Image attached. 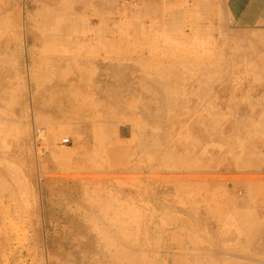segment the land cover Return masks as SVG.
Here are the masks:
<instances>
[{"label":"rangeland","instance_id":"374dc122","mask_svg":"<svg viewBox=\"0 0 264 264\" xmlns=\"http://www.w3.org/2000/svg\"><path fill=\"white\" fill-rule=\"evenodd\" d=\"M43 1L0 0V5L1 3H5L4 7L9 9L8 11L15 13L18 27L15 33L17 35L16 44L11 50H8L7 45L3 42L1 43V46L12 55L14 60L9 68L4 71L0 70V84L4 85L3 87L0 85L2 87H0V191L2 190L5 197L6 194L9 196L6 197V200L2 196V192H0V239H4L0 241V264L1 261L3 262L2 264H35L36 262L37 264H85V262L86 264H95L96 262L99 264H107V262L108 264H168L167 255L162 254V245L165 243V234L167 232L182 229L186 233L188 230L210 227V224L213 231L219 230L226 234V243L231 246V264H263L264 257L261 255L264 254V246L262 245L264 243V228L263 232L261 231L262 234L256 236L257 242L255 243L250 242V239L253 237L252 233L245 232L243 229L245 227L248 229L253 225L259 226L264 224V211L262 210V208L264 209V206L262 207L264 205V157L260 154V147L258 146L260 143L264 144V30L241 27L234 19L233 12H224L222 10L224 6L220 3L221 0H217L218 2L216 0H153L154 2L152 0H141L137 7L127 6L118 0ZM210 1L216 2L215 5L209 4ZM22 6L25 11L22 9ZM45 6L50 9H45ZM210 6L218 8L220 12H216L217 16H212V10H205L206 8H210ZM66 14L82 20L103 21L111 19V26L118 33L116 34L119 41L117 55L118 60L121 62L120 64H123L124 67L122 70L124 74L123 78L129 81H132V79L138 80L137 86H133L134 89H142L143 83H146V81L157 79L162 82V102L165 103H162V131L166 127L167 129L171 128V125H173L172 127L175 126L173 121H170L172 117L174 120L178 119L180 125L179 123L177 124L180 130L185 128L184 131L191 133L184 139L173 137L175 139H173L174 142L167 135V138L165 137L162 140L161 145L158 142L159 138L153 132L154 140L150 139L145 149L142 150L143 153L139 155L140 161L138 162L140 166L135 165L134 173L136 174L132 173L133 176L130 173L122 176L120 173V175H117L116 163H113L108 157L105 158L104 156L94 154L96 152L97 141L94 138L96 136L94 132L92 136L91 127L94 131L95 127L93 120L84 114L78 115L76 122L73 123L74 126L81 129V139L80 136L76 140L71 139L72 144L70 145L62 143V139H69V136L66 135L67 133L52 136L50 140L36 137L38 129L48 132L47 124L53 117L58 115L60 118H65V116L75 113L71 109V105L69 107L65 106L66 103L64 101L67 96L70 100H73L75 95H77V105L79 106L87 102L88 96H90L92 100L96 101L95 104L98 103L97 105L100 106V93L91 90V88L93 89V85H95L94 80L98 79V76H96L100 68L98 65H102V63L111 58L110 50H107L103 44L90 42V40L81 42L58 40L44 42L42 45H39L40 43L32 44L26 42L27 37L30 36L28 32L34 33L38 38H41L46 33H51L52 36L55 35V33H52L53 30L46 24L45 19L51 20L56 24L60 22L64 24V21L70 20L68 18L63 19ZM68 29L71 31V26ZM63 34L65 35L66 33ZM8 35L11 37L14 35V32H10ZM251 40H254L255 43ZM225 45L228 46L226 47ZM219 49L221 50L219 51ZM248 50L251 52H248ZM249 53L254 59L251 58ZM60 55L63 56L60 57ZM227 55L229 56L227 57ZM1 56L3 55H0V58ZM233 56L234 58L231 61L230 57ZM222 57L224 58L222 59ZM60 60L63 63H60ZM214 60L218 63L213 62ZM238 62L242 64L239 65ZM18 63L20 66L19 73L23 82L20 86L12 84L13 77L17 72ZM61 64L63 66L67 65L65 70H61L63 67ZM219 65L222 67H219ZM224 66L225 68H223ZM67 68L72 73L69 72V79L74 80V83L80 82L78 89H73V82H70V80L69 84H72L71 88L63 89L57 86L58 89L55 87L61 77L60 74H63V72L64 75L66 74L65 72L68 73ZM237 68L240 69L237 70ZM225 69L226 71H224ZM35 70L38 71V77L40 78L37 84L34 76ZM227 72L229 73L227 74ZM81 73L82 75L80 76L79 74ZM72 75H76V78ZM211 76L215 77V80ZM80 79L82 80L80 81ZM42 81H44V85L41 86ZM53 81L56 84L50 87ZM211 83L214 84L212 85ZM228 83L233 87L228 85ZM129 87L132 88L131 85ZM214 87L216 88L215 90ZM126 90L121 92L119 96V98L121 97L119 99L120 106H124V110L125 106L130 105L133 101L135 104L142 105L147 109L149 108L148 106H151L153 111L161 104L158 99H156L158 101H153V99L147 101L148 99L140 94L134 95L131 89ZM44 92H47L50 96H47ZM214 94L216 95L214 96ZM39 96H43L42 98L40 97L42 100L38 99ZM53 96H57V99L54 100ZM47 97H52L55 102L52 100L51 104V99L49 100ZM70 97L73 98L71 99ZM126 99L128 100V104L125 103ZM47 100L50 101L48 103L52 106L45 104ZM60 100L63 101V104ZM58 101L61 103L59 104L61 107L64 106V110L57 104L59 103ZM181 101L187 103H184V109H182L181 105L183 103ZM43 103L46 106H43ZM171 105L172 109L170 108ZM192 105L199 106V111L196 112L193 109V113H196L193 114L191 112L193 114L192 122L185 123L184 118L190 114L189 110ZM165 106L168 108L166 109ZM41 107L43 109L46 108L43 110ZM99 108L102 109L101 107ZM46 110L48 113H44ZM203 116L208 118L210 123L203 122ZM45 117L47 119H44ZM101 118L97 116L93 119L100 125V122L103 121ZM69 119L71 120V118ZM118 121L119 130L121 131L126 125L121 122V118L119 117ZM154 124L150 125L156 126ZM197 124L202 133L209 131L214 134L220 131L219 136L216 137H221L222 139H218L216 142L213 140L209 142L199 141L202 133H199L196 128L194 129L195 131L190 132L191 125ZM226 126H228V133L221 132ZM88 129L90 131L86 134V130ZM125 139L129 142L131 140L130 138ZM87 144L91 145L90 151L94 154L91 155L90 161H87L84 157V153L86 152L84 150L88 147ZM182 144H189L190 146L182 151L179 150V145L182 146ZM41 147L48 149H41ZM243 147H245L247 154L243 152ZM37 151L39 153L36 155ZM30 155H34V157L32 156L33 158H30L33 159L32 161H35V165H33L35 172L31 168V171L29 170L31 163H33L28 157ZM130 155L129 152H125L123 158L120 156V165L118 167L132 166L134 160ZM8 157L10 158L8 159ZM37 158H39V161ZM206 162L210 164L208 168L204 166ZM85 163L92 168L85 167ZM103 163L108 164V166H103ZM27 164L30 165L28 166ZM148 165L149 167L151 165V167L148 168ZM226 165L232 167V171L221 172L220 170L224 166L226 167ZM54 166H56V169ZM177 168L181 169L183 173H180ZM105 171L107 175L104 176ZM187 171H191L202 177H206L207 174V177L199 180L193 187L174 188L175 183L170 182L172 180L169 177L178 174L181 176V174H187ZM95 172H98L97 175H95ZM85 173H89L90 175H85ZM101 173L104 174L101 175ZM108 173L111 175H108ZM143 173L147 176H152V178L155 177V179H152L154 180L153 183L151 182L152 185H148L145 181V185L140 184L138 181L134 184H126L122 186L123 188L120 189V193L116 194V196L111 194L110 188H102L96 181L98 178L110 180L115 177L124 176L138 179ZM151 173H156V176ZM62 174L64 177L61 176ZM213 174L219 176L213 178ZM1 175L6 179L4 177L3 179ZM7 178L9 181H7ZM6 184L9 187L13 184V187H10L11 190ZM160 184H162V187ZM168 185L169 190H173L174 194L171 193L172 191L165 194V191H167L165 189H168ZM2 186L3 188L1 189ZM14 187L15 189L12 190ZM198 187L200 189H197ZM212 187L213 189H211ZM126 188L133 190L135 192L134 196L127 195ZM8 190L10 192H14V190L17 192V201H15V198L13 200V197L10 196L12 193H6ZM58 190L60 191L58 192ZM87 190L93 191V193L86 195L85 192ZM238 190L241 192L239 193ZM50 191H52L51 194ZM238 195L241 197L245 196L244 205L243 202L238 203L240 200H235V196ZM13 196H15V193ZM42 197L45 200H42ZM227 199H229L228 202L226 201ZM9 201H11V204ZM14 201L18 205L16 203L12 204ZM260 201H263L261 205ZM19 203L21 206H19ZM10 205L14 207H10ZM8 206L12 208L11 210L15 211H13L15 213L12 215L14 216L13 218L12 216L10 217L11 210ZM21 207L25 208L22 209ZM176 207L177 210L175 209ZM14 208L17 209L15 210ZM24 209L28 210V212L24 213L29 218L24 217L22 213ZM187 210H191L192 212ZM4 211L5 213H3ZM17 211L21 212H18V214L16 213ZM20 213L24 218L21 217ZM17 215H20V219L22 218L20 222ZM42 215L44 216L42 217ZM25 218L27 220H25V224H22V220L24 221ZM17 221L18 224H16ZM45 223H47L46 226ZM41 228L44 229L41 230ZM81 232L82 234H80ZM17 233L19 234L17 235ZM70 234L74 236L72 237ZM3 235L8 236V238H3ZM80 235L85 239L81 238ZM41 238L45 241V246H43L44 242L40 240ZM89 240L93 243L90 241V243L86 244V241L89 242ZM80 243L82 245L85 244V246L87 245L89 250L92 247L91 250L87 252L88 248L84 249L85 246L83 245L82 247ZM256 243H259L260 246ZM44 247H47L45 248L47 249L46 253ZM253 247L254 249L256 248V251L252 250ZM75 248L78 250H75ZM260 249L261 251H259ZM53 250L55 252L58 251V253L53 254L51 252ZM75 254H77V257H74L76 256ZM89 254L94 257H90ZM43 256H45V260L42 263ZM59 256H63L64 258ZM236 256L240 258H234ZM66 257L67 259H65ZM34 258L38 259L34 261ZM91 258L94 263L90 262ZM94 258L98 260L96 259V261ZM37 260L41 262L39 263Z\"/></svg>","mask_w":264,"mask_h":264},{"label":"bare ground","instance_id":"6f19581e","mask_svg":"<svg viewBox=\"0 0 264 264\" xmlns=\"http://www.w3.org/2000/svg\"><path fill=\"white\" fill-rule=\"evenodd\" d=\"M6 1V0H5ZM9 1V0H8ZM22 1V0H21ZM25 1V0H24ZM45 1V0H44ZM43 1V2H44ZM52 1V0H51ZM56 1V0H55ZM90 1V0H89ZM153 1V0H152ZM58 2H59V0H58ZM154 2V1H153ZM12 3V2H11ZM57 3V2H56ZM14 4V3H13ZM26 4H27V1H26ZM49 4H51V3H49ZM53 4H55V3H53ZM4 5H5V3H1V5H0V55H3V56H1V58H0V70L1 71H4L5 69H7V68H9L12 64H13V60H14V58L12 57V55L10 54V53H8L7 52V50L5 49V48H3L2 46H1V43L3 42L5 45H7V47H8V50H11V48L16 44V38H17V35H15V33L17 32V30H18V27H17V17H16V15H15V13L14 12H10V11H8L9 9H7V8H5L4 7ZM22 5V4H21ZM52 5V4H51ZM10 6V5H9ZM26 7V6H25ZM81 7V6H80ZM109 7V6H108ZM10 8H11V6H10ZM33 8V7H32ZM32 8H31V10H32ZM48 7L47 6H45V9H47ZM99 8V7H98ZM11 9H13V8H11ZM16 9V8H15ZM22 9H24L23 8V6H22ZM50 8H48V10H49ZM81 9V8H80ZM14 10V9H13ZM24 11H25V9H24ZM23 11V12H24ZM68 11V10H67ZM25 13V12H24ZM89 13V12H88ZM217 13H216V11L215 10H212V16H214L215 17V15H216ZM67 15V14H66ZM65 15V17L63 18V19H66V18H68V19H70V20H67V21H64L65 23L64 24H62L61 22L60 23H55V22H53V21H51V20H46L45 19V22H46V24L53 30V32L52 33H55V35H51V33H46V34H44L41 38H38V37H36V35H34V33L32 34V33H30V32H28L29 34H30V36H28L27 37V39H26V42H28V43H40L39 45H42V43H44V42H49V41H58V40H61V41H68V40H70V41H76V42H81V41H88V40H91L92 42H94V41H96V42H104V43H109L108 41H111V39L113 38V39H115V35L114 34H116L117 33V30L115 29V28H113V27H110V25H111V23H112V20L111 19H107V20H103V21H96V20H82V19H79V18H74V17H72V16H69V15H67L66 16ZM24 16V15H23ZM32 16V15H31ZM217 16V15H216ZM115 17V16H114ZM74 18V19H73ZM117 18V17H116ZM24 20V19H23ZM29 22V21H28ZM24 24V23H23ZM69 26H71V28H72V30L70 31L68 28H69ZM23 27H24V25H23ZM66 29H67V31H66ZM24 30H26V29H24ZM23 30V31H24ZM30 31V30H29ZM10 32H14V35L13 36H9L8 34L10 33ZM24 33H25V31H24ZM26 33H27V31H26ZM28 33H27V35H28ZM36 33V32H35ZM63 33H66L65 35L63 34ZM63 34V35H62ZM118 34V33H117ZM26 35V36H27ZM247 37V36H246ZM23 38V37H22ZM26 38V37H25ZM118 38V37H117ZM248 38V37H247ZM246 38V39H247ZM122 39V38H121ZM134 39V38H133ZM150 39V38H149ZM243 39V38H242ZM241 39V40H242ZM251 39V38H250ZM254 39V38H253ZM238 40V39H237ZM24 41H25V39H24ZM114 41V40H113ZM131 41V40H130ZM160 41V40H159ZM230 41V40H229ZM251 41H254V40H251ZM19 42V41H18ZM126 42V41H125ZM224 42V41H223ZM231 42V41H230ZM234 43V42H233ZM239 44H242L241 42H238ZM254 43H255V41H254ZM257 43V42H256ZM228 44V43H227ZM4 45V47H6ZM125 45V44H124ZM123 45V46H124ZM217 45V44H216ZM236 45V44H235ZM245 45V44H244ZM254 45V44H253ZM263 45V44H262ZM162 46V45H161ZM219 46H220V44H219ZM226 46V45H225ZM228 46V45H227ZM226 46V47H227ZM247 46V45H246ZM25 47V46H24ZM160 47V46H159ZM156 48V47H155ZM235 48V47H234ZM233 48V49H234ZM257 48V47H256ZM28 49V48H27ZM223 49V48H222ZM258 49V48H257ZM256 49V50H257ZM261 49V48H260ZM221 49H219V51H220ZM26 51V50H25ZM145 51H148V50H145ZM150 51V50H149ZM159 51H160V49H159ZM235 51V50H234ZM239 51H241V50H239ZM250 50H248V52H249ZM260 51V50H259ZM262 51V50H261ZM157 52V51H156ZM225 52V51H224ZM226 52H227V50H226ZM251 52V51H250ZM252 52H253V50H252ZM264 52V51H263ZM26 53V52H25ZM28 53V52H27ZM219 53V52H218ZM234 53V52H233ZM233 53H231V54H233ZM35 54V53H34ZM214 54V53H213ZM250 54V53H249ZM17 55V54H16ZM218 55H220V54H218ZM237 55V54H236ZM244 55V54H243ZM255 55V54H254ZM32 56V55H31ZM54 56H56V55H54ZM61 56H63V55H60V57ZM69 56H71V55H69ZM81 56V55H80ZM146 56V55H145ZM157 56V55H156ZM178 56H179V54H178ZM177 56V57H178ZM211 56V55H210ZM229 55H227V57H228ZM250 56H251V54H250ZM28 57V56H27ZM181 57V56H180ZM184 57V56H183ZM213 57V56H212ZM39 58V57H38ZM56 58V57H55ZM113 58V57H112ZM122 58V57H121ZM153 58V57H152ZM175 58H176V56H175ZM182 58V57H181ZM187 58V57H186ZM192 58V57H191ZM203 58V57H202ZM224 57H222V59H223ZM231 58V61H232V58H234V56L233 57H230ZM238 58V57H237ZM251 58H253L252 56H251ZM255 58H256V55H255ZM58 59H60V58H58ZM114 59V58H113ZM151 59V58H150ZM188 59V58H187ZM186 59V60H187ZM208 59H210L209 57H208ZM215 59V58H214ZM229 59V58H228ZM254 59V58H253ZM252 59V60H253ZM65 60V59H64ZM188 60H190V59H188ZM187 60V61H188ZM211 60H213V59H211ZM219 60V59H218ZM238 60V59H237ZM248 60V59H247ZM258 60V59H257ZM16 61V60H15ZM62 60H60L59 62L60 63H63V61L61 62ZM191 61V60H190ZM193 61V60H192ZM224 61V60H223ZM229 61V60H228ZM57 62V61H56ZM59 62H58V64H59ZM65 62H66V60H65ZM68 62H69V60H68ZM212 62V61H211ZM213 62H215L216 63V61L214 60ZM236 62V61H235ZM242 62V61H241ZM117 65H116V67L118 68V70L120 71V72H122V70H123V64L121 65L120 63V60H118L117 62ZM218 63V62H217ZM216 63V64H217ZM233 63V62H232ZM261 63V62H260ZM57 64V63H56ZM220 64V63H219ZM238 64L239 65H241L239 62H238ZM60 65V64H59ZM59 65H57V67H59ZM62 66H63V64H61ZM226 66H227V64H225ZM29 66V65H28ZM67 65L65 64V66H63L62 68H61V70L62 69H64L65 70V67H66ZM169 66V65H168ZM231 66V65H230ZM236 66H238V65H236ZM61 67V66H60ZM71 68H72V66H70ZM110 67V66H109ZM116 67H114V68H116ZM167 67V66H166ZM171 67V66H170ZM219 67H222L221 65H219ZM219 67H217L218 69H219ZM235 67V66H234ZM242 67H243V65H242ZM51 68V67H50ZM223 68H225V66L223 67ZM241 68V67H240ZM240 68H237V70L238 69H240ZM68 70V73L67 72H65L66 74L64 75V72H63V74L61 73L60 75H61V77H60V79H59V81L57 82L58 84H56V83H54L55 81H53L52 82V86H50V87H53V85L54 84H56V86L55 87H61V88H63V89H66V88H68V87H72L73 86V89L74 88H79V81H77V82H73L72 80H70L69 78H70V73H71V71H69V68H67ZM97 69V68H96ZM196 69V68H195ZM208 69V68H207ZM226 69H227V67H226ZM226 69L224 70V71H226ZM16 70H17V72H16V75L13 77V82H12V84H14V85H21V84H23V82H22V79H21V76H20V66H19V63H18V67L16 68ZM50 70V69H49ZM72 70V69H71ZM203 70H204V68H203ZM216 71H218L217 69H215ZM222 70V69H221ZM28 71V70H27ZM30 71V70H29ZM191 71V70H190ZM240 71V70H239ZM38 71L37 70H35V73H34V76H35V81H36V84L40 81V78L38 77V73H37ZM70 72V73H69ZM223 72V71H222ZM79 73V72H78ZM201 73H202V71H201ZM205 73V72H204ZM225 73V72H224ZM229 72H227V74H228ZM8 74V73H7ZM10 74V73H9ZM72 74V73H71ZM74 74V73H73ZM84 74V73H83ZM120 74V73H119ZM200 74V73H199ZM235 74H237V73H235ZM6 75V74H5ZM77 75V74H76ZM76 75H72V76H75L74 78H76ZM80 76L82 75V73L81 74H79ZM196 75V74H195ZM234 75V74H233ZM233 75H228V76H233ZM238 75V74H237ZM8 76V75H7ZM71 76V77H72ZM80 76H79V78H80ZM84 76V75H83ZM108 76V75H107ZM134 76V75H133ZM199 76V75H198ZM207 76V75H206ZM215 76V75H214ZM228 76H227V78H228ZM28 77V76H27ZM50 77V76H49ZM85 77V76H84ZM211 77H213V76H211ZM236 77V76H235ZM235 77H234V79H235ZM86 78V77H85ZM214 78V80H215V77H213ZM232 78V77H231ZM29 79V78H28ZM205 79H207V78H205ZM204 79V80H205ZM221 79V78H220ZM237 79V78H236ZM69 80H70V82L72 81L73 82V85L71 86L69 83ZM76 80V79H75ZM82 79H80V81H81ZM197 80V79H196ZM244 80V79H243ZM92 81V80H91ZM181 81V80H180ZM227 81V80H226ZM231 81V80H230ZM236 81V80H235ZM239 81V80H238ZM241 81V80H240ZM3 82V81H2ZM1 82V83H2ZM6 82V81H5ZM44 81H42V83H41V86L42 85H44V83H43ZM143 82V81H142ZM219 82V81H218ZM224 82V81H223ZM222 82V83H223ZM234 82V81H233ZM233 82H230V83H233ZM262 82H263V80H262ZM32 83V82H31ZM82 83H84L83 81H82ZM137 83H138V80H134V79H132V81H129V84H131V85H133V86H137ZM168 83V82H167ZM185 83V82H184ZM221 83V82H220ZM226 83V82H225ZM224 83V84H225ZM264 83V82H263ZM119 84H120V78H119ZM186 84H187V82H186ZM212 84V83H211ZM214 84V83H213ZM212 84V85H213ZM215 84H217L216 82H215ZM223 84V85H224ZM1 85V84H0ZM113 85L115 86V83H113ZM193 85V84H192ZM222 85V84H221ZM228 85H230V86H232L231 84H229L228 83ZM2 86V85H1ZM0 86V87H1ZM4 86V85H3ZM2 86V87H3ZM18 86V87H19ZM27 86H29V85H27ZM48 86V85H47ZM218 86V85H217ZM1 87V88H2ZM54 87V88H55ZM57 87V88H58ZM193 87V86H192ZM199 87V86H198ZM209 87H210V85H209ZM208 87V88H209ZM213 87V86H212ZM221 87V86H220ZM233 87V86H232ZM235 87V86H234ZM28 88V87H27ZM32 88V87H31ZM97 88V87H96ZM196 88H197V86H196ZM219 88V87H218ZM222 88V87H221ZM220 88V89H221ZM230 88V87H229ZM240 88V87H239ZM48 89H51V88H48ZM59 89V88H58ZM58 89H57V91H58ZM82 90H83V88H81ZM202 89V88H201ZM200 89V90H201ZM204 89H205V87H204ZM207 89V88H206ZM216 88L214 87V90H215ZM227 89V88H226ZM233 89V88H232ZM231 89V90H232ZM238 89V88H237ZM247 89V88H246ZM45 90H46V88H45ZM71 90V89H70ZM196 90V89H195ZM234 90V89H233ZM42 91V90H41ZM48 91V90H47ZM61 91V90H60ZM65 91V90H64ZM85 91V90H84ZM206 91H208V90H206ZM205 91V92H206ZM218 91H220V90H218ZM243 91H245V90H243ZM43 92V91H42ZM132 92H133V94L134 95H137V94H140L141 96H143V97H145L146 99H148L147 101H150V100H152L153 99V101H158L159 100V102L161 103L160 104V106H158L154 111H153V109L151 108V106H148L149 108L147 109V108H145L144 106H142V105H138V104H135L134 103V101L133 102H131V104L130 105H128L127 107H126V109H125V112L123 113V114H121L120 116L121 117H123V119L125 120V121H127V123H128V126H127V128H125V130H124V132H123V134H122V136H120V135H117L116 133H112L111 134V136H110V138L106 141V143H103V144H100V142L99 141H102L104 138H103V135L105 136V133L107 134V126H101V125H98L95 121H94V117H99V118H101V117H103V112H102V109H100L99 107V105H97V104H95V100L93 99L92 100V98L90 97V96H88V101L87 102H85L82 106H79V105H77V95H75V97L73 98V100H70L69 98H68V96H67V98H66V100L64 101L65 103H66V107H69L70 105H71V109H73L74 111L73 112H75L73 115H67V116H65V118H60V116H58L57 114H54V115H57L56 117H53V119L52 120H50L49 122H48V124H47V129H48V132H45L44 130H42V129H38L37 131H36V137H40V138H42V139H47V140H50V138L52 137V136H57V135H59V134H61V133H69V132H73V133H75L76 134V136L77 137H79L80 135H81V129H79L77 126H74V122H76V120H77V116L79 115V116H81L82 114H84L85 116H87V117H89V119H91V120H93V124H94V127H95V133H99V134H97V136L95 137L96 138V141H97V144H96V154H98V153H105L106 154V156L108 157V158H110V159H117L118 157H120V156H122V158L124 157V155H125V152H129L131 155V157H132V159L134 160V164L132 165V166H130V167H120L119 168V170H117V172L118 173H120L121 174V176L124 174H129L130 173V175H132L133 176V174L132 173H134V171H135V169H134V167H135V165H139L140 166V164H139V162L138 161H140V156L139 155H141V153H143L142 152V150H144L145 149V147H146V145H147V142L150 140V139H153L154 140V137H153V132H155V134H156V136L159 138V144H161L162 145V140L163 139H165V137L167 138V135L170 137V138H172L171 140H173L174 138L173 137H180V138H185L188 134H191V133H189V131H184V129L185 128H183V130H180L178 127V124L177 123H179L178 122V119H173L172 117L170 118V121H173V123L175 124V126L174 127H172L173 125H171V128H168L167 129V127L162 131V103L163 104H165L164 102H162V82H160L159 80H151V81H146V83H143V88L142 89H140V88H135V89H133L132 90ZM188 92H190L189 90H188ZM209 92V91H208ZM207 92V93H208ZM214 92H216V91H214ZM26 93V92H25ZM29 93H31V92H29ZM45 93V92H44ZM56 93V92H55ZM55 93H53V94H55ZM121 93V92H120ZM120 93H119V96H120ZM192 93V92H191ZM206 93V94H207ZM228 93V92H227ZM47 96H50V95H48V93L46 92L45 93ZM186 94V93H185ZM209 94V93H208ZM211 94V93H210ZM225 94H226V92H225ZM243 94V93H242ZM33 95V94H32ZM55 95H57V94H55ZM65 95V94H64ZM129 95V94H128ZM205 95V94H204ZM203 95V96H204ZM216 94H214V96H215ZM213 96V95H212ZM211 96V97H212ZM225 96V95H224ZM228 96V95H227ZM233 96V95H232ZM257 96V95H256ZM41 96H39L38 97V99L40 98ZM43 97V96H42ZM41 97V98H42ZM44 97H45V95H44ZM57 97V96H56ZM56 97H54L53 96V98H54V100L55 99H57ZM59 97V96H58ZM66 97V96H65ZM199 97V96H198ZM211 97H209V98H211ZM217 97V96H216ZM221 97V96H220ZM242 97V96H241ZM33 98V97H32ZM40 98V99H41ZM50 101H51V104H52V100H53V98L51 97V98H49V97H47ZM61 98V97H60ZM71 98V97H70ZM71 98V99H72ZM121 98V97H120ZM119 98V99H120ZM187 98V97H186ZM192 98V97H191ZM200 98H202V97H200ZM63 99H65V98H63ZM156 99H158V100H156ZM197 100H198V98H196ZM205 99V98H204ZM207 99V98H206ZM26 100H27V98H26ZM42 100V99H41ZM53 100V102H55ZM186 100V99H185ZM231 100H233V99H231ZM44 101H45V98H44ZM50 101H48L47 100V103L45 102V104H50V103H48V102H50ZM62 100H60V102H61ZM199 101V100H198ZM214 101V100H213ZM22 102H24V101H22ZM59 102V101H58ZM57 103L58 105L59 104H61V103ZM166 102V101H165ZM182 102V101H181ZM238 102V101H237ZM20 103H21V100H20ZM25 103V102H24ZM39 103V102H38ZM37 103V104H38ZM125 103H127L128 104V100L126 99L125 100ZM183 103V102H182ZM185 103V102H184ZM183 103V105H181L183 108L182 109H184L185 107H184V105L185 104H187V103H185L184 104ZM197 103V102H196ZM195 103V104H196ZM199 103V102H198ZM236 103V102H235ZM235 103H233V105H235ZM22 104V103H21ZM50 104V105H51ZM62 104H63V101H62ZM201 104V103H200ZM1 105V104H0ZM3 105V104H2ZM33 105V104H32ZM49 105V106H50ZM159 105V104H158ZM170 105V104H169ZM190 105V104H189ZM23 106V105H22ZM21 106V107H22ZM34 106V105H33ZM35 106H37V105H35ZM41 106V105H40ZM43 106H46V105H44V103H43ZM48 106V105H47ZM48 106V107H49ZM52 106V105H51ZM50 106V107H51ZM56 106V105H55ZM54 106V107H55ZM60 107H61V105H59ZM1 107V106H0ZM17 107V106H16ZM15 107V108H16ZM31 107V106H30ZM48 107H47V110H48ZM59 107V108H60ZM166 107V106H165ZM172 107V105L170 106V108ZM199 107V106H198ZM198 107H196L195 105H192V106H190V110H189V112H190V114L187 116V117H185L184 118V121H185V123H191L192 121V118H193V114H195L196 112H198L199 111V109H198ZM42 109H43V107H41ZM40 108V109H41ZM46 108V107H45ZM44 108V109H45ZM58 108V109H59ZM62 109L64 108V106L63 107H61ZM60 108V109H61ZM168 107H166V109H167ZM234 108V107H233ZM18 109H19V105H18ZM22 109V108H21ZM37 109H38V107H37ZM41 109V110H42ZM43 109V110H44ZM51 109H53V108H51ZM56 109V108H55ZM172 109V108H171ZM196 111L195 113H193L194 112V110ZM35 110V109H34ZM39 110V109H38ZM43 110H42V112H43ZM44 111V113L45 112H47L48 113V111ZM57 110V109H56ZM64 110V109H63ZM66 110H68V109H66ZM108 110V109H107ZM219 110H220V108H219ZM236 110V109H235ZM243 110V109H242ZM259 110V109H258ZM11 111V110H10ZM16 111V110H15ZM40 111V110H39ZM188 111V110H187ZM20 112V111H19ZM38 112V111H37ZM41 112V111H40ZM191 112L193 113V114H191ZM231 112H232V110H231ZM249 112V111H248ZM6 113H8V112H6ZM16 113V112H15ZM21 113V112H20ZM32 113H33V111H32ZM56 113V112H55ZM188 113V112H187ZM235 113V112H234ZM19 114V113H18ZM36 114V113H35ZM235 115L237 116V114L235 113ZM32 116V115H31ZM39 116V115H38ZM166 116V115H165ZM171 116V115H170ZM34 117H35V115H34ZM50 117V116H49ZM59 117V118H58ZM167 117V116H166ZM165 117V118H166ZM248 117V116H247ZM31 118V117H30ZM69 118H71V120L69 119ZM176 118V117H175ZM31 119H33V118H31ZM39 119V118H38ZM44 119H47L46 117L44 118ZM40 120V119H39ZM220 120V119H219ZM221 120H222V118H221ZM167 121V120H166ZM202 121L203 122H205V123H210V121H209V119L208 118H206V117H202ZM33 122V121H32ZM35 122V121H34ZM113 122V121H112ZM169 122V121H168ZM224 122V121H223ZM147 123V124H146ZM156 124V126H151L150 124ZM172 123V124H173ZM184 123V124H185ZM154 124V125H155ZM179 125H180V123H179ZM186 125V124H185ZM168 126V125H167ZM192 127L190 128V132L191 131H195L194 129L196 128V130H198V132L199 133H202V130L200 131V129L198 128V124L197 125H191ZM34 127V126H33ZM182 128V127H181ZM230 128V127H229ZM35 129V128H34ZM227 129H228V126H226L221 132H224V133H228V131H227ZM45 133H46V135H45ZM219 133H220V131L218 132V133H210L209 131H207L206 133H202V136L200 137V140L199 141H205V142H209L210 140H213L214 142H216L218 139H222L221 137H216V136H219ZM198 134V133H197ZM100 135V136H99ZM30 136V135H29ZM199 136V135H198ZM76 137V138H77ZM31 138V137H30ZM125 138H130L131 140H130V142L129 141H126V139ZM37 139V138H36ZM63 141L64 140H66V139H62ZM167 140V139H166ZM175 140V139H174ZM174 140H173V142H174ZM58 141V140H57ZM38 142V141H37ZM171 142V141H170ZM172 142V143H173ZM34 143V142H33ZM29 144V143H28ZM57 144V143H56ZM169 144H171V143H169ZM168 144V145H169ZM190 144V143H189ZM189 144H182V146L181 145H179V150H186V148L188 147V146H190ZM37 145V144H36ZM34 146V145H33ZM164 146V145H163ZM259 147H260V154H262V156L264 157V144L263 143H260V145H258ZM153 147H155V146H153ZM169 147V146H168ZM53 148V147H52ZM55 148V147H54ZM156 148V147H155ZM41 149H48V148H42L41 147ZM160 149V148H159ZM159 149H158V151H159ZM35 150V149H34ZM38 150V149H37ZM40 150V149H39ZM54 150V149H53ZM165 150V149H164ZM163 150V151H164ZM242 150H243V152L244 153H246L247 151L245 150V147H243L242 148ZM23 151V150H22ZM42 152H43V150H41ZM45 151V150H44ZM162 151V152H163ZM25 152V151H24ZM39 153V151H37V153H36V155ZM41 153V152H40ZM159 153V152H158ZM238 154H239V152H238ZM247 154V153H246ZM33 157H34V155H32ZM31 155L30 156H28L29 158L30 157H32ZM156 156H157V154H156ZM32 157V158H33ZM158 157V156H157ZM10 157H8V159H9ZM13 158V157H12ZM26 158V157H25ZM28 158V159H29ZM32 158H30L31 159V162H33V163H31V162H29V163H31V165H30V167H29V170H30V168H31V170H33V165H35L34 163H35V161H32L33 159ZM36 159V158H35ZM38 159V161H39V158H37ZM159 159V158H158ZM137 160V161H136ZM207 160V159H206ZM14 161V160H13ZM47 162V161H46ZM235 162V161H234ZM50 163V162H49ZM138 163V164H137ZM52 164H53V162H52ZM205 165V167L206 168H208L209 167V163L208 162H206V163H204ZM28 165V164H27ZM28 165V166H29ZM47 165H51V164H47ZM54 165V164H53ZM213 165V164H212ZM224 165H225V163H224ZM229 165H230V163H229ZM227 166L226 165V167L224 166V168H222L220 171L222 172V171H232V167H230V166ZM23 166V165H22ZM55 167V169H56V166H54ZM150 167H151V165H150ZM149 167V165H148V168H150ZM234 168V167H233ZM26 169V168H25ZM35 169H36V167H35ZM55 169H53V170H55ZM30 170V171H31ZM38 170V169H37ZM143 170H144V168H143ZM177 170L180 172V173H183L182 171H181V169H179V168H177ZM2 171V170H1ZM30 171H29V173H30ZM34 172H35V170H33ZM32 171V172H33ZM235 171V170H234ZM233 171V172H234ZM117 172H116V174H117ZM194 172V171H193ZM198 172V171H197ZM201 172H202V170H201ZM229 172H227V173H229ZM263 172V171H262ZM2 174H3V172H1ZM94 173V172H93ZM97 173L98 172H95V175H97ZM107 172L105 171V174L104 173H101V175H103L104 174V176L105 175H107L106 174ZM111 173V172H110ZM113 173H115V172H113ZM139 173V172H138ZM137 173V174H138ZM156 173H158V172H156ZM155 173V174H156ZM160 173V172H159ZM187 174H181V176H180V174H178V175H173V176H171V177H169V179H171V180H173V181H175L176 182V184L177 185H179V186H188V187H190V186H195L196 185V182L197 181H199V180H201V179H205L206 177H207V174H206V177H202V176H200V175H196L195 173H192L191 171H187L186 172ZM220 173V172H219ZM234 173H236V172H234ZM246 173H249V172H246ZM251 173V172H250ZM256 173H257V171H256ZM260 173V172H259ZM33 174H35V173H33ZM89 173H85V175H88ZM116 174H114V175H116ZM119 174V175H120ZM134 174H136V173H134ZM147 174V173H146ZM152 175H154V176H156L155 174H153V173H151ZM151 174H149V175H151ZM4 175H6V174H4ZM38 175V174H37ZM42 175V174H41ZM80 175H82V174H80ZM90 175V174H89ZM108 175H111V174H109L108 173ZM113 175V174H112ZM214 175V174H213ZM249 175V174H248ZM263 175V174H262ZM32 176V175H31ZM30 176V177H31ZM35 176V175H34ZM39 176V175H38ZM57 176H59V175H57ZM61 176H63V174L61 175ZM68 176V175H67ZM100 176V175H99ZM160 176V175H159ZM205 176V175H204ZM219 176V175H218ZM218 176H213V178L214 177H218ZM222 176V175H221ZM228 176H230V175H228ZM237 176V175H236ZM254 176V175H253ZM257 176V175H256ZM255 176V177H256ZM264 176V175H263ZM1 177H2V175H1ZM4 177V176H3ZM2 177V178H3ZM41 177V176H40ZM54 177H55V175H54ZM64 177V176H63ZM107 177V176H106ZM226 177V176H225ZM252 177V176H251ZM258 177V176H257ZM5 178V177H4ZM3 178V179H4ZM69 178V177H68ZM67 178V179H68ZM71 178V177H70ZM209 178H210V174H209ZM229 178V177H228ZM6 179V178H5ZM8 179V178H7ZM33 179H34V177H33ZM40 179V178H39ZM95 179V178H94ZM115 179V182L117 183V184H119V185H123V184H127V183H132V184H134L136 181H138L140 184H144L145 185V183H144V181L145 182H147L148 183V185L149 184H151V182L153 183V181L154 180H152V179H155V177L154 178H152V176H147V175H145L144 173H143V175H141L140 177H138V179H136L135 177H128V176H124V177H115L114 178ZM57 180V179H56ZM69 180V179H68ZM105 179L104 178H98V179H96V181L97 182H99V183H102L103 181H104ZM228 180V179H227ZM229 180H231V179H229ZM243 180V179H242ZM241 180V181H242ZM7 181H9V179L7 180ZM36 181V180H35ZM53 181V180H52ZM51 181V182H52ZM73 181V180H72ZM3 182H4V180H3ZM64 182V181H63ZM68 182V181H67ZM80 182V181H79ZM209 182H210V179H209ZM10 183V182H9ZM39 183V182H38ZM156 183V182H155ZM161 183V182H160ZM228 183H230V182H228ZM232 183V182H231ZM1 184V183H0ZM4 184V183H3ZM108 184V183H107ZM172 184V183H171ZM238 184V183H237ZM236 184V185H237ZM239 184H241V183H239ZM7 185V187L8 188H10V187H13V184L12 185H10V187L8 186V184H6ZM152 185V184H151ZM154 185V184H153ZM159 185V184H158ZM161 185V187H162V184H160ZM198 185H200V184H198ZM197 185V186H198ZM232 185H233V183H232ZM56 186V185H55ZM156 187H157V185H156ZM160 187V186H159ZM158 187V188H159ZM164 187V186H163ZM171 187V186H170ZM202 187V186H201ZM228 187V186H227ZM236 187V186H235ZM239 187H241V186H239ZM238 187V188H239ZM3 188V186L1 187V189ZM4 188H6V187H4ZM7 188V189H8ZM164 188H166V187H164ZM168 189H165V190H168V191H172L171 193H173V190H169V185H168V187H167ZM172 188V187H171ZM234 188V187H233ZM232 188V189H233ZM243 188V187H242ZM13 189H15V187L14 188H12V190ZM44 189V188H43ZM57 189V188H56ZM76 189H78V188H76ZM127 189V188H126ZM157 189V188H156ZM197 189H200V187H198ZM211 189H213V187L211 188ZM229 189V188H228ZM232 189H230V190H232ZM10 190H11V188H10ZM234 190V189H233ZM244 190V189H243ZM242 190V191H243ZM60 190H58V192H59ZM131 191V190H130ZM162 191V190H161ZM160 191V192H161ZM174 191H175V189H174ZM235 191V190H234ZM239 191V193L241 192L240 190H238ZM0 192H2V190L0 191ZM10 191L8 190V192H6V193H9ZM134 192V191H133ZM12 193V195H10V196H12L13 198V200H14V198L16 199L15 201H17V195H16V191L14 190V192H10V194ZM15 193V196H13V194ZM52 193V191H50V194ZM54 193H56V191H54ZM61 193V192H60ZM79 193V192H78ZM119 193V192H118ZM142 193V192H141ZM157 193H158V191H157ZM162 193V192H161ZM166 193V192H165ZM244 193H246V192H244ZM2 194V196L6 199V197H9V196H7V194H6V197L4 196V194H3V192L1 193ZM41 194V193H40ZM67 194V193H66ZM150 194V193H149ZM154 194V193H153ZM164 194V193H163ZM174 194V193H173ZM46 195V194H45ZM181 195V194H180ZM184 195V194H183ZM242 195H243V193H242ZM47 196H48V194H47ZM115 196H116V194H115ZM157 196V195H156ZM262 196V195H261ZM45 197V196H44ZM44 197H42V200H45V199H43ZM160 197V196H159ZM11 198V197H10ZM10 198H8V199H10ZM47 198V197H46ZM49 198H51V197H49ZM261 198V197H260ZM263 198V197H262ZM18 199H19V196H18ZM69 200H70V198H68ZM77 199V198H76ZM240 200L238 203H240V202H243V205H244V203H245V196H240V195H238V196H235V200ZM264 199V198H263ZM7 200V199H6ZM5 200V201H6ZM49 200V199H48ZM81 200V199H80ZM260 200V199H259ZM12 202V204H14V203H16L17 205H18V203L17 202ZM72 202H74L73 200H71ZM104 201V200H103ZM227 201V200H226ZM10 202V204H11V201H9ZM23 202V201H22ZM263 202V201H262ZM262 202L260 201V205L262 204ZM46 203V202H45ZM48 203V202H47ZM257 203V202H256ZM6 204V203H5ZM9 204V203H8ZM257 204H259V203H257ZM44 205V204H43ZM19 206H21V204L19 203ZM19 206H17V207H19ZM24 206V205H23ZM46 206V205H45ZM55 206V205H54ZM85 206V205H84ZM264 205H262V207H263ZM10 207H14L13 205L11 206L10 205ZM41 207V206H40ZM207 207V206H206ZM258 207V206H257ZM8 208H9V206H8ZM20 208V207H19ZM18 208V210H20ZM22 209L23 208H25V207H21ZM47 208V207H46ZM51 208V207H50ZM10 210L12 209V208H9ZM15 209V208H14ZM17 209V208H16ZM15 209V210H16ZM41 210H42V208H40ZM5 210V209H4ZM9 210V211H10ZM43 210H44V207H43ZM46 210V209H45ZM50 210V209H49ZM79 210H81V209H79ZM202 210V209H201ZM261 210V209H260ZM260 210H258V211H260ZM262 210L264 211V209L262 208ZM6 211V210H5ZM5 211L3 212V213H5ZM13 211L14 210H11V212H12V214H11V212H10V217L12 216V215H14L15 213H13ZM22 211V210H21ZM21 211H17L16 213H18V212H21ZM52 211V210H51ZM73 211V210H72ZM78 211V210H77ZM263 211H262V213H263ZM15 212V211H14ZM24 212H28V210L26 211V209H24V211H22V213L24 214V217L26 216L25 214L26 213H24ZM80 212V211H79ZM192 212V211H191ZM202 212V211H201ZM207 212H208V210H207ZM6 213H7V211H6ZM30 213H32V212H30ZM41 213V212H40ZM46 213V212H45ZM44 213V214H45ZM194 213V212H193ZM8 214V213H7ZM19 214V213H18ZM50 214V213H49ZM53 214V213H52ZM20 215H22L21 213H20ZM20 215H17V217H19V222H20V220L22 219V218H24L23 217V215L21 216L22 218L20 219ZM48 215V214H47ZM36 216V215H35ZM44 215H42V217H43ZM49 216H51V215H49ZM14 216H12V218H13ZM26 217H28V215L26 216ZM32 217V216H31ZM52 217V216H51ZM1 218V217H0ZM4 218V217H3ZM29 218V217H28ZM34 218V217H33ZM32 218V219H33ZM38 218V217H37ZM48 218H50V217H48ZM54 218V217H53ZM73 218V217H72ZM16 219V218H15ZM43 219V218H42ZM18 220V219H17ZM25 220H27L26 218L24 219V221L22 220V224H25L24 222H25ZM37 220V219H36ZM39 220H40V218H39ZM38 220V221H39ZM49 220V219H48ZM53 220V219H52ZM32 221V220H31ZM71 221V220H70ZM75 221V220H74ZM73 221V222H74ZM80 221V220H79ZM33 222H34V220H33ZM36 222V221H35ZM53 222V221H52ZM57 222V221H56ZM13 224H14V222H12ZM27 223V222H26ZM30 223V222H29ZM39 223V222H38ZM16 224H18V221H17V223ZM46 224L47 223H45V226H46ZM204 224V223H203ZM27 225V224H26ZM34 225H36V224H34ZM40 225V224H39ZM49 225V224H48ZM54 225V224H53ZM31 226H32V224H31ZM52 226V225H51ZM65 226V225H64ZM69 226V225H68ZM73 226V225H72ZM77 226V225H76ZM80 226V225H79ZM34 227V226H33ZM37 227V226H36ZM63 227V226H62ZM81 227V226H80ZM6 228V227H5ZM4 228V229H5ZM17 228H19V227H17ZM61 228V227H60ZM64 228V227H63ZM82 228H83V226H82ZM263 228H264V224L263 225H259V226H256V225H253V226H250L248 229L245 227L243 230L245 231V232H250V233H252V235H253V237L250 239V242H252V243H255V242H257L256 241V236L259 234H262V230H263ZM39 229H40V227H39ZM42 229H44V228H41V230ZM65 229V228H64ZM67 229V228H66ZM69 229V228H68ZM80 229V228H79ZM45 230H46V228H45ZM44 230V231H45ZM71 230V229H70ZM85 230V229H84ZM50 231V230H49ZM60 231V230H59ZM58 231V232H59ZM66 231V230H65ZM68 231V230H67ZM80 231H81V229H80ZM79 231V232H80ZM262 231V232H261ZM71 232H73V231H71ZM21 233H22V231H21ZM39 233H41V232H39ZM46 233V232H45ZM54 233V232H53ZM61 233V232H60ZM76 233H78V232H76ZM86 233V232H85ZM84 233V234H85ZM8 234V233H7ZM19 233H17V235H18ZM37 234V233H36ZM42 234V233H41ZM48 234V233H47ZM51 234H52V232H51ZM56 234V233H55ZM65 234V233H64ZM67 234V233H66ZM80 234H82V232L80 233ZM91 234V233H90ZM213 234V233H212ZM42 235H44V234H42ZM71 236H72V234H70ZM77 235V234H76ZM53 236V235H52ZM66 236V235H65ZM64 236V237H65ZM68 236V235H67ZM74 236V235H73ZM72 236V237H73ZM86 236V235H85ZM91 236V235H90ZM93 236H95L94 234H93ZM3 238H8V236H2ZM42 237V236H41ZM44 237V236H43ZM78 237H79V235H78ZM80 237L82 238L83 236H81L80 235ZM215 237V236H214ZM10 239H11V237H9ZM50 238V237H49ZM55 238V237H54ZM69 238V237H68ZM84 238V237H83ZM92 238V237H91ZM96 238V237H95ZM263 238V237H262ZM43 238H41L40 240H42ZM77 239V238H76ZM85 239V238H84ZM2 240H4V239H0V241H2ZM9 240V239H8ZM28 240H29V238H28ZM45 240V239H44ZM58 240V239H57ZM56 240V241H57ZM64 240V239H63ZM81 240V239H80ZM243 240V239H242ZM261 240V239H260ZM259 240V241H260ZM34 241H35V239H34ZM43 241V240H42ZM51 241V240H50ZM77 241V240H76ZM82 241V240H81ZM80 241V242H81ZM84 241V240H83ZM90 241L91 240H89V242H87L86 241V244H88V243H90ZM245 241V240H244ZM44 242V243H43ZM42 243L44 244L43 246H45V241H43ZM47 242V241H46ZM70 242V241H69ZM72 242H75V241H72ZM72 242H71V244H72ZM79 242V241H78ZM92 242V241H91ZM238 242V241H237ZM37 243V242H36ZM39 243V242H38ZM59 243V242H58ZM57 243V244H58ZM77 243V242H76ZM93 243V242H92ZM91 243V244H92ZM140 243V242H139ZM217 243V242H216ZM261 243V242H260ZM263 243V242H262ZM16 244V243H15ZM54 244V243H53ZM69 244V243H68ZM70 244V245H71ZM81 244V243H80ZM256 244H258V246H260L259 245V243H256ZM256 244H254L255 246H256ZM12 245V244H11ZM31 245V244H30ZM54 245H56V244H54ZM53 245V246H54ZM84 246H85V244H83ZM83 245L81 244V246L83 247ZM218 245H220L219 243H218ZM235 245V244H234ZM263 246H264V243L262 244ZM8 246V245H7ZM47 246V245H46ZM52 246V247H53ZM87 246V245H86ZM85 246V248L84 249H86V248H88V246L86 247ZM262 246V247H263ZM35 247V246H34ZM33 247V248H34ZM62 247V246H61ZM60 247V248H61ZM65 247V246H64ZM75 247V246H74ZM74 247H73V249H74ZM90 247H91V245H90ZM257 247V246H256ZM6 248V247H5ZM45 248H47V247H44V249ZM59 248V249H60ZM76 248H78V247H76ZM75 248V250H78V249H76ZM92 248V247H91ZM91 248H90V250H91ZM13 249H14V247H13ZM13 249H11V250H13ZM30 249V248H29ZM52 249V248H51ZM50 249V250H51ZM80 249H81V247H80ZM83 249V250H84ZM254 249V247L252 248V250ZM256 249V248H255ZM254 249V250H255ZM263 249V248H262ZM32 250V249H31ZM37 250H38V248H37ZM46 250L47 249H45V253H46ZM50 250H49V252H50ZM82 250V251H83ZM89 250V248H88V251L87 252H89L90 251ZM138 250V249H137ZM182 250V249H181ZM15 251V250H14ZM63 251V250H62ZM80 251V250H79ZM92 251H93V249H92ZM256 251V250H255ZM259 251H261V249L259 250ZM4 252V251H3ZM29 252V251H28ZM53 254L54 253H58V251L57 252H55V250H53V251H51ZM65 252V251H64ZM69 252V251H68ZM72 252H74L73 250H72ZM78 251H76V253H77ZM83 252H85V251H83ZM219 252V251H218ZM2 253V252H1ZM8 253V252H7ZM40 253V252H39ZM43 253V252H42ZM135 253V252H134ZM136 253H138V252H136ZM215 253V252H214ZM9 254V253H8ZM34 254H35V252H34ZM77 254H79V252L77 253ZM77 254H75L76 256H74V257H77ZM90 254H91V252H90ZM89 254V255H90ZM94 254V253H93ZM102 254V253H101ZM100 254V255H101ZM105 254V253H104ZM33 255V254H32ZM37 255H39L38 253H37ZM43 255H44V253H43ZM48 255V254H47ZM50 255V254H49ZM72 255V254H71ZM92 255V254H91ZM90 255V257H92ZM215 255H217V253H215L214 254V256ZM242 255V254H241ZM46 256V255H45ZM45 256H43V261H42V263L44 262V260H45ZM64 256V255H63ZM62 256V257H63ZM66 256V255H65ZM81 256V255H80ZM219 256V255H218ZM221 256V255H220ZM262 257H264V254H262L261 255ZM33 257H37V256H33ZM58 257V256H57ZM59 257H61V256H59ZM61 257V258H62ZM67 257H69V256H67ZM67 257L65 258V259H67ZM94 257V256H93ZM92 257V258H93ZM97 257V256H96ZM104 257V256H103ZM31 258H32V256H31ZM64 258V257H63ZM71 258V257H70ZM92 258H91V260H90V262L92 261ZM8 259V258H7ZM19 259V258H18ZM35 259V258H34ZM36 259H38V258H36ZM36 259L34 260V261H36ZM89 259V258H88ZM95 259V258H94ZM97 259V258H96ZM95 259V260H96ZM100 259H102V258H100ZM41 260V259H40ZM70 260V259H69ZM68 260V261H69ZM86 260H87V258H86ZM94 260V261H95ZM98 260V259H97ZM96 260V261H97ZM114 260V259H113ZM38 261V260H37ZM55 261V260H54ZM71 261V260H70ZM73 261H75V260H73ZM77 261H78V259H77ZM99 261H101V260H99ZM109 261V260H108ZM39 262V261H38ZM41 262V261H40ZM39 262V263H40ZM104 262V261H103ZM107 262V261H106ZM110 262V261H109ZM3 262L1 261V264H2ZM35 263V262H34ZM46 263V262H45ZM49 263V262H48ZM52 263V262H51ZM55 263V262H54ZM81 263H83L82 261H81ZM92 263H94L93 261H92ZM96 263H98V262H96ZM95 263V264H96ZM102 263V262H101ZM113 263H114V261H113ZM11 264V263H10ZM35 264H37V262L35 263ZM50 264V263H49ZM53 264V263H52ZM85 264H86V262H85ZM99 264V263H98ZM103 264V263H102ZM107 264H108V262H107ZM112 264V263H111ZM263 264H264V262H263Z\"/></svg>","mask_w":264,"mask_h":264},{"label":"crops","instance_id":"0c3cea01","mask_svg":"<svg viewBox=\"0 0 264 264\" xmlns=\"http://www.w3.org/2000/svg\"><path fill=\"white\" fill-rule=\"evenodd\" d=\"M216 2L218 1L216 0ZM215 3L211 1L209 2V4H213V5H215ZM220 3H222L224 6L222 9L224 12L226 11L231 13L233 12L234 19L238 22V24L241 27L257 28L264 30V0H221ZM207 9L215 10L217 13L220 12L218 8H216L215 6H210V8H206L205 10ZM111 25L110 27H112ZM116 34H114L115 39L112 38L111 41H108L109 43L94 41L96 43L103 44L107 50H110V54H111L110 59L106 60L104 63H102V65L101 64L98 65V67H100L99 73L96 74V76H98V79L94 80L95 85H93V89L91 88V90H95L100 93L101 96L100 107L102 108V112H103V117L101 118L103 119V121L100 122V125L107 126V134L105 133V136L103 135L104 139L100 141V144L106 143V141L110 138L113 132L116 133L117 135L122 136L125 128H127L128 126L127 121H125L123 117L120 116L125 112V110H124V106H120L119 93L125 91L126 89H127L126 91H128L129 89H131L132 91L134 89L133 85L129 84V80L124 79L123 78L124 74L120 72L116 67L117 65L116 62L118 61L117 50H118V42H119ZM119 78H120V84H119ZM113 83H115V86L113 85ZM129 85H131L132 88L129 87ZM125 86H127L126 89ZM126 107L127 106H125V109ZM118 117L121 118V122L125 123L126 125L121 131L119 130ZM89 131L90 129L86 130V134H88ZM91 131L93 136V132L95 133V131L92 130V127H91ZM95 134L97 136V134L99 133H95ZM66 135L69 136L70 144H72L71 139L76 140L77 136L72 131L67 133ZM81 136L82 134L80 135V139ZM87 146L88 147H86V150H84L86 151L84 153V157L87 159V161H90L91 155H94L96 153L93 154L90 151L91 145L87 144ZM97 155H101L102 157L104 156L105 158L107 157L104 152L98 153ZM111 160L113 161V163H116L115 165L117 166L116 167V172H117V170H119V168L121 167V166L118 167L120 165L119 157L117 159L113 158ZM87 163H85L84 166L92 168L91 166L87 165ZM103 166H108V164L103 163ZM117 175H119V173ZM170 182L175 183L174 188L188 187V186H179L173 180ZM97 184H100L102 188L105 187H107L108 189L110 188L112 195L118 194V192L120 193L121 191L120 189L123 188L122 186L126 185V184L119 185L115 182V179L107 180V178H105V180L102 183L97 182ZM130 190L131 189H127L126 191L127 195L134 196L135 192H133V190L131 191ZM165 192L168 193L169 191L167 190ZM92 193L93 191H89V190L85 192L86 195L89 194L91 195ZM228 201L229 199H227V202ZM175 209L177 210V207ZM170 210H172V208H170ZM187 211H191V210H187ZM209 226L210 227L207 228L205 227V228H196V229L188 230L186 233L182 229L176 230L174 232L173 231L167 232L165 234L166 236L165 243H163L162 245V254H165V256L167 255L166 259L168 264H192L196 262L198 264H231V259H232L231 248H230L231 246H229L226 243V234L224 232L222 233V231L219 230L213 231L211 224ZM177 236L178 238L176 239ZM218 243L220 245H218ZM214 252L217 253V255L214 256L215 254ZM234 258H240V257L236 256Z\"/></svg>","mask_w":264,"mask_h":264},{"label":"built area","instance_id":"2783aa9c","mask_svg":"<svg viewBox=\"0 0 264 264\" xmlns=\"http://www.w3.org/2000/svg\"><path fill=\"white\" fill-rule=\"evenodd\" d=\"M118 1L122 2L123 4H125L127 6L137 7L140 4L141 0H118ZM62 143L65 145H69L70 140L66 139V140L62 141Z\"/></svg>","mask_w":264,"mask_h":264}]
</instances>
